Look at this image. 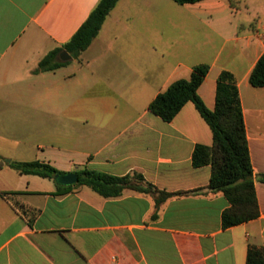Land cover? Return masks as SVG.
Masks as SVG:
<instances>
[{"label":"crops","instance_id":"1","mask_svg":"<svg viewBox=\"0 0 264 264\" xmlns=\"http://www.w3.org/2000/svg\"><path fill=\"white\" fill-rule=\"evenodd\" d=\"M99 1L0 0V190L9 193L0 195V264H246L250 245L264 248V87L249 81L264 54V0H119L78 58L62 49L60 67L39 70ZM201 64L209 71L198 93L209 109L219 74L236 78L258 217L224 228L231 203L222 193L157 207L132 189L58 194L53 179L11 167L38 160L62 174L138 172L167 192L206 187L211 165L195 167L192 157L214 138L195 104L170 122L149 109Z\"/></svg>","mask_w":264,"mask_h":264},{"label":"trees","instance_id":"2","mask_svg":"<svg viewBox=\"0 0 264 264\" xmlns=\"http://www.w3.org/2000/svg\"><path fill=\"white\" fill-rule=\"evenodd\" d=\"M119 0H100L87 20L74 34L69 42L47 54L39 64V70H54L63 62L57 61L62 49L78 58L87 50L98 36L106 18ZM179 4L195 3L201 0H174ZM209 65L194 67L188 79L173 82L165 91L159 93L150 103L152 113L170 122L183 106L191 101L210 126L213 132L212 146L196 145L193 152V165L200 167L211 165L212 174L206 187L190 191L167 192L148 182L142 174L132 172L125 176H115L90 169L77 172L78 182L61 185L55 180L56 174H62L48 163L38 160L13 162L11 167L21 174L38 175L53 179L57 184V193L64 194L76 185H87L104 197L120 196L124 190L132 189L151 195L159 207L169 198L185 194L222 193L231 203L223 212V227L228 228L251 219L260 214V207L253 179V163L250 144L247 139L243 108L236 78L229 71H222L218 76L215 108L209 109L200 97L198 89L203 83ZM250 83L255 87H264V54L253 68ZM4 161H0V166ZM9 193L0 190V195ZM246 264H264V248L249 246Z\"/></svg>","mask_w":264,"mask_h":264},{"label":"water","instance_id":"3","mask_svg":"<svg viewBox=\"0 0 264 264\" xmlns=\"http://www.w3.org/2000/svg\"><path fill=\"white\" fill-rule=\"evenodd\" d=\"M61 57L63 60H66L67 58H71V55H69L67 51H64ZM55 180L57 181V183L61 185H72L78 182V174L77 173L56 174Z\"/></svg>","mask_w":264,"mask_h":264},{"label":"rangeland","instance_id":"4","mask_svg":"<svg viewBox=\"0 0 264 264\" xmlns=\"http://www.w3.org/2000/svg\"><path fill=\"white\" fill-rule=\"evenodd\" d=\"M182 32L185 33L186 36H187V35L190 36V35H189L190 32H189L188 30H183ZM73 65H75V64H73ZM73 65L71 66L72 69H73V67H74ZM71 68H70V69H71Z\"/></svg>","mask_w":264,"mask_h":264}]
</instances>
